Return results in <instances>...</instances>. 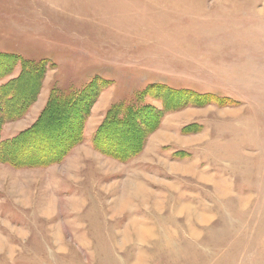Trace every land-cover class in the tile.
<instances>
[{"label": "rangeland", "instance_id": "rangeland-1", "mask_svg": "<svg viewBox=\"0 0 264 264\" xmlns=\"http://www.w3.org/2000/svg\"><path fill=\"white\" fill-rule=\"evenodd\" d=\"M0 53V264H264V0H0Z\"/></svg>", "mask_w": 264, "mask_h": 264}, {"label": "trees", "instance_id": "trees-1", "mask_svg": "<svg viewBox=\"0 0 264 264\" xmlns=\"http://www.w3.org/2000/svg\"><path fill=\"white\" fill-rule=\"evenodd\" d=\"M4 55L6 56V53H0V56H4ZM10 56L14 57L15 59L18 58L20 60V57L17 55L11 54ZM21 63H22V66H21V72L18 76L19 78L22 76V72L24 71V69H27V72L29 69H30V71H32V69L36 70L37 71L36 75L39 76L42 74V72L44 70V65H45V62L44 63L43 62L36 63V62H28L25 60H23ZM35 79H37V78L35 77ZM11 81L12 80H9L7 83L4 84V86L8 85ZM158 86L159 85H157L156 87H158ZM150 87H151L150 85L147 86L143 90V93H148L150 91ZM166 87L171 88L169 86H166ZM161 90L163 92L161 97H163V99L167 100V101H171V99H173L174 97L179 98L178 96L181 95V94H178L175 92H173V93L166 92L165 88H163ZM34 92H31V93L33 94ZM175 95H177V96H175ZM196 95L200 96L199 99H207L208 98V96L206 94H200V95L196 94ZM180 97H182V96H180ZM69 98H71V97L67 96V94H62V93L56 92L54 90V91H52V94H51L50 98L48 99V103L49 104H51V103L61 104V105L63 104L65 107V106H67V105H65L66 103H71V100ZM135 101H138V99H136ZM143 104H144V106H139V105H136L134 103H125V102L124 103H117L116 102V103L111 104L110 107L108 108L106 114H105L106 118L104 120V123L101 125L102 130H100V132L102 131L103 134H102V136H100V139H98V141H96L97 147L100 148V150L102 149L104 152H106V154H108V155L114 154L115 156H117L123 160L124 159H130L134 155L139 154L144 147V145L143 144L141 145V143L139 141H136V143H134V144H132L133 142H131L130 146H128V147L126 146L125 150H124L121 148L122 146H120V147L117 146L118 142L114 145H112V143L109 144L110 139H114V138L118 139V132L116 131V133L114 132V134L112 136H110L111 133L110 132L107 133L108 130H105V129L110 125V123L113 124L112 122H116L115 125H117V123H118L119 124L118 126H120V125L123 126L124 124H127L126 125L127 128L121 133L122 136H125L127 133V130H130L131 132L133 130V127H130V125L128 124V123H130V120L132 118H134L136 115L140 114L141 112H147L149 114L154 112L156 114L155 116L154 115L149 116L148 119H147V117H144L146 119V122L148 121V124L147 123L144 124L147 127V131H145V134H144V136L146 138L147 133L149 134L150 132H152V130H155L158 127L159 121L162 117V114H161V112L156 111L155 110L156 107L153 104L146 102V100L144 101ZM158 118H160V119H158ZM140 119L141 118H138L135 120L136 125L138 124V120H140ZM152 120H153V122H151ZM132 121H133V119H132ZM105 132H106V135H105ZM42 139L40 140V143H39L41 145L34 146L35 152H38L37 155L39 157L37 155L33 154L34 152L32 149L33 153H31L30 154L31 157L29 156L28 158L32 159L34 157V159H32L33 161H29V162L32 163V162L36 161L35 157L41 158L40 161H36L37 163L38 162H44L45 163V161H44L45 159H50V160L52 159V161H54V160L56 161L62 155V152H60V151L65 150L66 147H70V144L72 143V142H69V143L65 144L63 141V143L61 144V143H58V140L54 141V139H52V143L49 145L46 138H42ZM115 142L116 141H114V143ZM144 142H146V139L143 140V143ZM63 145H65V146H63ZM51 147H53V148L56 147L57 149H59V147H60V149L59 150L50 149ZM114 149H116V150L114 151ZM110 150L114 151V153ZM3 151H4V148L0 152H3ZM13 157L10 154H8L7 156H5V155L0 156V160L7 159L9 162H15L16 159L13 160ZM25 160H27V159H25ZM48 162H51V161H47V163ZM27 163L28 162H26V163L24 162L23 164H27Z\"/></svg>", "mask_w": 264, "mask_h": 264}, {"label": "bare ground", "instance_id": "bare-ground-1", "mask_svg": "<svg viewBox=\"0 0 264 264\" xmlns=\"http://www.w3.org/2000/svg\"><path fill=\"white\" fill-rule=\"evenodd\" d=\"M224 97H225V96H224ZM143 197H144V196H143ZM124 207H125V204H124L123 206H121V209H123ZM124 210H126V208H124ZM124 210H123V211H124Z\"/></svg>", "mask_w": 264, "mask_h": 264}]
</instances>
